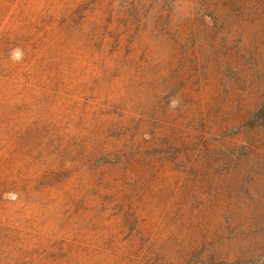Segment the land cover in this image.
Here are the masks:
<instances>
[{
    "label": "rangeland",
    "instance_id": "rangeland-1",
    "mask_svg": "<svg viewBox=\"0 0 264 264\" xmlns=\"http://www.w3.org/2000/svg\"><path fill=\"white\" fill-rule=\"evenodd\" d=\"M0 264H264V0H0Z\"/></svg>",
    "mask_w": 264,
    "mask_h": 264
},
{
    "label": "clouds",
    "instance_id": "clouds-1",
    "mask_svg": "<svg viewBox=\"0 0 264 264\" xmlns=\"http://www.w3.org/2000/svg\"><path fill=\"white\" fill-rule=\"evenodd\" d=\"M13 58L14 59H18L19 58V51L18 50L16 52H14Z\"/></svg>",
    "mask_w": 264,
    "mask_h": 264
}]
</instances>
